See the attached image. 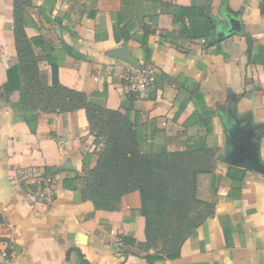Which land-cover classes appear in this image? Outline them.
<instances>
[{
    "label": "crops",
    "instance_id": "0c3cea01",
    "mask_svg": "<svg viewBox=\"0 0 264 264\" xmlns=\"http://www.w3.org/2000/svg\"><path fill=\"white\" fill-rule=\"evenodd\" d=\"M12 1L0 0V264H264V175L218 161L197 183L212 214L177 258L148 261L123 243L145 242L140 196L113 212L83 198L98 160L85 111L28 113L20 92L3 94L18 61ZM225 13L241 32L216 38ZM24 23L46 84L119 112L144 151L203 141L217 156L235 128L239 141L252 132L264 164V0H31ZM123 47L137 69L113 57ZM143 68L153 85L129 92L123 77ZM32 170L53 177L49 201L35 196Z\"/></svg>",
    "mask_w": 264,
    "mask_h": 264
},
{
    "label": "trees",
    "instance_id": "16d2710c",
    "mask_svg": "<svg viewBox=\"0 0 264 264\" xmlns=\"http://www.w3.org/2000/svg\"><path fill=\"white\" fill-rule=\"evenodd\" d=\"M30 7L31 0L12 1L18 61L7 70L4 96L20 92V103L28 113L84 110L98 160L84 174L83 198L95 210L113 212L118 210L123 196L138 192L145 242L122 239L123 243L127 241L144 252L148 261L177 258L182 244L212 214V206L197 198V183L199 176L213 173L217 151L203 141H193L180 152L144 151L135 127L119 112L96 105L85 94L60 84L47 85L33 53V46L39 41L25 34L24 14ZM149 251L154 255H149Z\"/></svg>",
    "mask_w": 264,
    "mask_h": 264
},
{
    "label": "water",
    "instance_id": "95a60500",
    "mask_svg": "<svg viewBox=\"0 0 264 264\" xmlns=\"http://www.w3.org/2000/svg\"><path fill=\"white\" fill-rule=\"evenodd\" d=\"M222 20H215L216 38L222 37L229 33H240L241 23L233 15L225 13L221 17ZM125 48L113 52V57L121 60L131 68L137 69V65L128 56L121 57L120 52L125 53ZM239 130L232 128L229 131L228 137L229 146H227L223 153L218 154L214 161L225 164H233L243 169L254 171L264 175V164L260 161V143L259 141L251 140L254 135L251 131L243 132V139L239 141L237 138Z\"/></svg>",
    "mask_w": 264,
    "mask_h": 264
},
{
    "label": "built area",
    "instance_id": "2783aa9c",
    "mask_svg": "<svg viewBox=\"0 0 264 264\" xmlns=\"http://www.w3.org/2000/svg\"><path fill=\"white\" fill-rule=\"evenodd\" d=\"M124 85L131 93L144 92L151 87L155 81L153 70L143 68L133 73L127 74L123 77ZM29 176L32 177L36 186L35 196L41 201H49L53 195L54 179L46 175L43 171L32 170L29 171ZM6 227V224L0 221V231ZM1 245V241H0ZM6 253L0 249V259L5 257Z\"/></svg>",
    "mask_w": 264,
    "mask_h": 264
}]
</instances>
